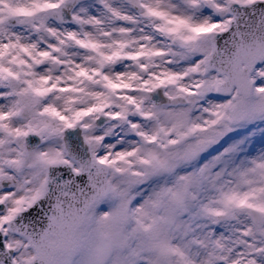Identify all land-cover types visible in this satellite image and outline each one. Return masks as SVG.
<instances>
[{
  "label": "snow or ice",
  "instance_id": "snow-or-ice-1",
  "mask_svg": "<svg viewBox=\"0 0 264 264\" xmlns=\"http://www.w3.org/2000/svg\"><path fill=\"white\" fill-rule=\"evenodd\" d=\"M0 264H264V0H0Z\"/></svg>",
  "mask_w": 264,
  "mask_h": 264
}]
</instances>
